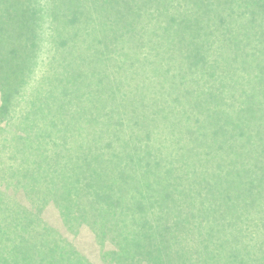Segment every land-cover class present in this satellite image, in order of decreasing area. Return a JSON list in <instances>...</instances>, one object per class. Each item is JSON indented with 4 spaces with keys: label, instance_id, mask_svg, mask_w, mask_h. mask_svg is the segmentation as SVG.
Masks as SVG:
<instances>
[{
    "label": "trees",
    "instance_id": "1",
    "mask_svg": "<svg viewBox=\"0 0 264 264\" xmlns=\"http://www.w3.org/2000/svg\"><path fill=\"white\" fill-rule=\"evenodd\" d=\"M127 1L54 0L58 60H118L137 76L87 77L75 63L56 91L34 96L40 106L21 108L28 84L20 81L0 95V264H160L165 255L173 264H264V70L215 74L229 60H264V0H143L127 13L140 15L133 34L118 19L89 27L90 8L94 15ZM7 42L0 60L37 56L34 46ZM177 60H199L211 74L164 75L180 71ZM36 140L45 144L41 169L53 167V152L60 173L79 164L80 178L52 197L24 192L9 170L6 149L28 151L24 143ZM78 142L84 149L74 150ZM95 175L106 191L85 197L109 214L102 226L96 207L84 215L77 202ZM77 236L104 255L84 253Z\"/></svg>",
    "mask_w": 264,
    "mask_h": 264
},
{
    "label": "rangeland",
    "instance_id": "2",
    "mask_svg": "<svg viewBox=\"0 0 264 264\" xmlns=\"http://www.w3.org/2000/svg\"><path fill=\"white\" fill-rule=\"evenodd\" d=\"M103 1L94 0V4L96 2L102 4L104 3ZM142 1L143 0H128V3L126 5L124 4V7L117 6L114 10L107 8L105 10L98 9L97 13L96 11L94 12V15L91 14L92 9L90 8L87 11V19L90 23L89 27L92 23L93 27L95 26V28L100 29L99 24L103 23L102 26L104 28H108L109 24H111V21H117L118 19L124 24L125 28L129 29L130 33L133 34L138 30L135 22L138 20L140 15L137 17H131L127 13L134 5H137V3H142ZM49 4L50 0H0V28L2 31H6V33L0 32V52H3L2 47H10L9 42L6 43V40L9 38L11 43H17V46H19L21 49H28L29 46H34L36 55H39V58L40 55L42 56V53L44 54V57L41 60H37V56L34 57V60H0V92L2 91L0 95L5 93L4 89L9 86L11 81H20L23 86L26 83L28 84L24 88L27 97L25 98L24 103L21 105V108L24 110L40 106V99H35L34 96L39 95L38 92L43 87H48L49 89L56 91L59 85L58 79L67 80L70 76H72L74 69L73 66L75 63L84 64V66L81 67V69H79L77 72H81V75H87V77L96 75L108 76L109 73H115L114 75L121 74L128 76L133 74L134 76H137L135 73V66L131 68L130 66L124 64L119 65L115 63L119 62L118 60H58L57 22H59L62 17H59V12L56 8L54 0L50 5ZM102 5L105 6V3ZM131 14L136 15L137 13L132 12ZM34 22L36 23L34 24ZM23 28L24 34L21 33V29ZM6 34L8 35V38L5 37ZM177 61L179 62V68L176 70L180 69V71H176L174 73L168 72L164 73V75L178 77L188 76L194 78L209 76L211 74L210 72H207L204 67L197 64V61L199 60ZM213 62L215 61L206 62L205 67H212L214 64ZM219 66L220 67H218L217 71H215V74L222 76L224 79L245 78L249 76H256L257 74L261 75L264 70V60H229L227 62H223ZM107 68L110 70L109 72ZM210 70H214V68H210ZM11 73L16 74V76H10ZM59 75L63 77H58ZM239 80L244 81V79ZM9 91H11L10 88H8V92ZM24 144H26L28 151H25V149L23 150L21 147L18 149L17 144H12V148L10 147L9 149H6L7 153H10L11 156V159L7 161L10 163V173L15 177H19L18 185L24 187V192L27 191L25 190L26 188L33 189V191L36 192L44 191L46 196L52 197L57 185L61 186L66 183L67 186L68 181H75V178H80L76 171H74L76 170L75 166L79 164H75L70 167L68 166L67 171L64 173L59 172L56 165V153L53 152L54 149L51 151L53 153L49 154V157L52 159L51 164L53 167L49 169V171H47L45 168L41 169L40 165L38 167L35 162L38 160L39 162H43L42 159L45 155L44 142L36 140L34 143L27 142ZM83 145L84 144L80 142L77 144H71V146L74 147V150L81 148L84 149ZM0 148L2 151H4L3 142L0 143ZM62 150L63 149L61 148L60 151ZM27 155L28 160H31L29 165L26 164ZM33 163L36 165H33ZM104 178L105 175L102 176V186H105ZM122 178L125 179L126 175L122 176ZM100 180L99 176L95 175L96 187L92 189L88 188L84 191L81 190L82 193L80 194L77 202L78 206H81V213L84 215L89 214V210L93 207H96L98 209L100 218L103 219L101 221L102 226L108 224L110 221L112 222V220H110L109 214L98 202H93L92 200L90 201L85 197L89 193L93 194V196H97L101 193L100 188H102V192L106 191L105 188L99 186ZM118 180L119 174H117V181H115V184H119ZM132 194L133 191L129 192L128 196L131 197ZM59 198L60 195H58L55 200ZM77 214L78 212L76 215ZM105 216H107L109 219L107 220ZM124 232L132 233L129 226ZM75 234L76 233L71 234L72 239ZM76 239L84 249V253L88 254L90 257L97 260V257L104 255V253H99L97 251L96 248L98 245L93 243L92 238L79 236ZM131 241V239H126L124 237L125 244H131ZM76 250L77 256L81 257L83 261L86 262V258L84 257L85 255H83L84 253L81 252L78 245L76 246ZM170 257L171 255H165L163 257L158 256L157 259L160 264H173L172 260H169Z\"/></svg>",
    "mask_w": 264,
    "mask_h": 264
}]
</instances>
